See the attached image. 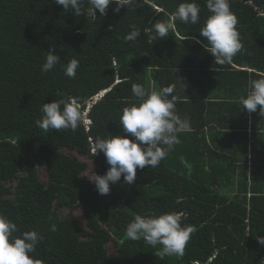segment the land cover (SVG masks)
<instances>
[{
    "label": "trees",
    "instance_id": "trees-1",
    "mask_svg": "<svg viewBox=\"0 0 264 264\" xmlns=\"http://www.w3.org/2000/svg\"><path fill=\"white\" fill-rule=\"evenodd\" d=\"M183 2L134 0L92 19L87 0L81 15L54 0H0V214L17 225L13 236H43L32 253L42 264H264L257 240L264 236V115L240 103L264 75V0H229L243 47L225 65L199 33L211 15L207 0H196V24L173 17ZM164 21L175 29L160 38L153 26ZM131 25L141 33L135 41L125 39ZM52 50L60 61L42 72ZM72 58L80 64L75 78L64 74ZM134 83L157 91L174 85L176 114L188 127L158 167L137 168L134 184L122 175L100 194L83 158L106 174L110 165L99 150L94 155L93 142L122 133V109L138 102ZM104 90L88 126L45 132L36 125L44 103L75 97L84 113ZM68 209H82L84 225ZM168 212L196 229L175 261L125 234L136 215Z\"/></svg>",
    "mask_w": 264,
    "mask_h": 264
},
{
    "label": "clouds",
    "instance_id": "clouds-1",
    "mask_svg": "<svg viewBox=\"0 0 264 264\" xmlns=\"http://www.w3.org/2000/svg\"><path fill=\"white\" fill-rule=\"evenodd\" d=\"M81 2L82 0H54V3L63 6L65 12L74 10L76 15L83 14ZM113 3L116 5L114 11L119 12L122 7L132 5L134 0H87L86 14L92 19L96 18V10H99L102 16L106 15L108 6ZM206 6L211 15L205 20L199 32L208 42L205 48L215 58L216 64H231L233 57L243 47L239 32L236 30L237 17L230 9L229 0H207ZM199 13L200 6L196 0L191 2L185 0L173 13V17L184 23L196 24L200 19ZM130 27L131 31L125 39L135 41L141 34L140 30L135 25ZM153 27L156 35L164 38L175 29V24L172 21H164L155 23ZM59 61L60 56L53 50L47 52L41 71L51 72ZM79 67V60L72 58L64 66V74L75 78ZM251 87L250 94L240 97V103L249 113L255 112L259 106L261 115H264V75L251 80ZM174 90V85L163 87L159 91L146 89L138 83L132 85V93L138 102L122 109L119 120L122 133L109 135L107 138L96 137L93 142L94 155L99 150L110 165L105 175L101 176L94 172L89 178L100 194H108L110 185L119 181L122 175L125 183L134 184L137 168L158 167L168 155V150L180 143L179 133L188 127V123L176 114L175 105L178 97L172 95ZM105 93L106 90L95 95L93 101L87 104L84 113L81 111L79 100L75 97L44 103L41 108L42 116L36 121V125L45 132L49 129L75 131L83 122L88 126L91 105ZM127 133L135 139L125 135ZM180 161L186 167H190L183 156L180 157ZM51 230H56L54 224ZM195 230L193 225L182 224L180 214L168 212L158 216L136 215L127 225L125 234L131 240L143 238L154 248L159 245V257L183 256L186 244ZM17 231V225L0 214V264H42V261L36 259L32 253L43 240V236L36 230L25 231L18 237L13 236ZM257 240L264 245V236L257 237Z\"/></svg>",
    "mask_w": 264,
    "mask_h": 264
},
{
    "label": "rangeland",
    "instance_id": "rangeland-1",
    "mask_svg": "<svg viewBox=\"0 0 264 264\" xmlns=\"http://www.w3.org/2000/svg\"><path fill=\"white\" fill-rule=\"evenodd\" d=\"M146 1V0H144ZM111 6L115 7L116 8V5L113 3V4H110ZM84 160H86L88 162V169L87 171L85 172L86 176H88L89 178H91V176L93 175L94 173V162L90 159H85L83 158ZM66 214L69 215V216H72L76 219H78V221L84 225L85 223V218H84V212L82 209H77L75 211H71V210H66ZM110 247H112V243L109 244ZM169 259L172 260V261H175L177 259L176 256H169Z\"/></svg>",
    "mask_w": 264,
    "mask_h": 264
},
{
    "label": "crops",
    "instance_id": "crops-1",
    "mask_svg": "<svg viewBox=\"0 0 264 264\" xmlns=\"http://www.w3.org/2000/svg\"><path fill=\"white\" fill-rule=\"evenodd\" d=\"M251 142H252V140L250 139V147H251Z\"/></svg>",
    "mask_w": 264,
    "mask_h": 264
}]
</instances>
